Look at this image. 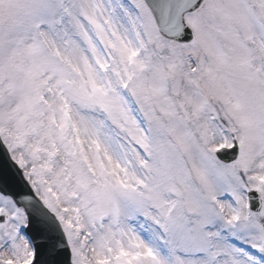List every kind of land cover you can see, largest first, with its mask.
Masks as SVG:
<instances>
[{
    "label": "snow or ice",
    "instance_id": "6c2138e0",
    "mask_svg": "<svg viewBox=\"0 0 264 264\" xmlns=\"http://www.w3.org/2000/svg\"><path fill=\"white\" fill-rule=\"evenodd\" d=\"M0 264H264V0H0Z\"/></svg>",
    "mask_w": 264,
    "mask_h": 264
}]
</instances>
